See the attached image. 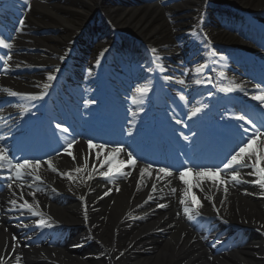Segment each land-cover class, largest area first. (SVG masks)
Returning <instances> with one entry per match:
<instances>
[{
    "label": "bare ground",
    "instance_id": "1",
    "mask_svg": "<svg viewBox=\"0 0 264 264\" xmlns=\"http://www.w3.org/2000/svg\"><path fill=\"white\" fill-rule=\"evenodd\" d=\"M6 1H8V4L4 10L7 11H12L14 9L21 11L26 3L30 5L29 10L25 12L23 30L13 33L14 42H11L13 44V48L11 49V60L8 61V69L16 73L27 74V78H17L12 74L6 75L5 77L1 76L0 85L5 86V89L0 90V99L11 91L21 94H39L44 92V83H50L47 81L48 74L54 72L56 69L60 71V69L65 66L70 50H72L73 53H78L76 58L82 54L88 57V72L78 80L82 86L88 85L91 91H96L98 89L97 77L102 73L101 62L106 54L108 59L111 55V57H116L112 62L121 61L120 63H122L125 73V79L120 82L126 87L124 89L125 91H122L121 85H119L118 90H116L121 104L124 108H127L130 113L148 106L147 103L148 100L150 101L151 95L148 96L147 100L146 95L144 96L139 93L137 89L147 86L150 88V91H152L153 77L151 76V70H149L150 67L148 64H142L143 68L141 71H134L132 69L133 67L130 65L131 63L124 60V51L130 48V45H123L125 42L122 34L129 33L135 37L137 42H140L143 48L147 46L152 49L161 41L163 43L167 42L166 44L168 48H170V55L166 65L163 67L165 71H159L157 76L158 79L155 80V83L158 85L157 89L161 91L162 88H168L179 104L193 98L195 99V103L193 105L190 103L189 108L185 109L187 111L186 114H180L175 110H168V117L166 118L169 120L174 117L175 119L181 120L185 118L188 119V114L193 106L206 105L203 111L205 112L208 100L202 103L201 98L194 97L199 90L203 95L210 97L212 94L215 95L217 91V88L213 85H228L229 80L237 84L245 85L247 88L250 84L248 79L239 74L236 65L230 63L226 57L223 61L217 62L214 68L211 66V62L214 59L213 53L216 39L218 38L217 30L211 24H202L201 15L204 11L199 12V10L206 8L209 2H213L220 6H232L243 10L249 8L254 11L264 10V0H188L186 3L176 5L175 8L171 10L164 9L157 4V2L153 3L149 1L139 4H128L126 0H122L121 3L114 0ZM1 8L2 6H0V9ZM187 9L188 13L197 16L195 22L186 20L182 24L176 22L173 24L166 16V12H181ZM95 16H102L108 21H111L118 29L116 37L107 39L102 43H93V45H89L84 39L85 33L82 30L87 21ZM207 20H210V16L207 17ZM9 23L10 20L8 22L7 18H5L2 22L3 28L6 29ZM26 23L27 25H25ZM198 29L200 31H198ZM42 31L49 32L45 34ZM82 34L83 36H81ZM205 35L208 38L207 40L204 39ZM6 51L7 50H5V52ZM61 57H63V59H61ZM70 57H72V55H70ZM194 58H196V60L191 63L190 61ZM197 69H199V71H197ZM104 71H106V69ZM58 72H55V75ZM67 72L70 73L69 68H67ZM220 72H224L228 75V78L226 80L217 81ZM74 73L79 74L77 72ZM65 75L64 73L57 84H62V78H64ZM165 76H170L172 79L166 81L164 79ZM140 79L142 80L138 82ZM197 79L204 81V83L197 85L195 83ZM181 80L184 81L183 84L179 83ZM208 80H211L212 83H207ZM129 87L130 90H128ZM214 88H216L215 91H213ZM210 93L211 95H209ZM231 94L242 95V99L251 101L250 96L245 95L244 92L236 91ZM180 95H183L185 100H180ZM83 101H85V99L81 100V98H79L76 107H83ZM13 112L14 109L4 111L2 116L11 118L15 115L12 114ZM2 122L5 123L3 132H7L8 124L6 120ZM258 146L259 142L254 144L253 148ZM72 151L76 156L75 161L65 153L59 158L62 172L66 173V171L74 170L76 167L82 166L84 159L87 158L88 167L82 171V173L86 175L84 178L85 183H90V179H87L89 174L93 177L95 176L96 182H99L102 177L100 172L106 171V166L100 168L99 164H97V170H93L92 164L94 163V159L89 157L87 144H77L72 148ZM126 151L132 152L130 149H126ZM94 153L95 150H93V157ZM118 159H126L125 153H121ZM140 167L143 166L138 164L135 169L125 167L122 171L124 173L130 172L128 180L113 184L112 186L103 187V189H98L100 190L98 192L97 189L88 188L84 185H80L78 189L69 187L61 182L66 179L67 176H61L58 173L57 175L44 176L47 180L50 179V181L56 183L59 187L65 185L66 190L69 191L70 194L72 193L76 198L82 196L91 200H96L100 196L105 194L108 195L106 199L96 206L93 212L87 210V212L93 214L92 224L90 223L91 227L87 233L90 236H94L95 240L97 239L99 242L92 243L91 245L93 248H96L94 252H90V254L93 255L91 259L85 258L86 253L79 254L74 258H65L62 254L55 253V250H48L45 248L40 252L33 251L31 254L22 252L25 259H29V255H32L34 258L33 261L38 264H41L44 259L54 260L59 264H110V262L102 260L103 252L100 250V246H109L115 241L118 251L125 249L126 244L131 243H134L135 246L138 247L139 243L142 241L153 239V236L143 237L149 233L155 226V223L160 220L162 226L173 224V228L176 232L170 233L168 239H163L154 245L158 247V250L155 251V255L135 256L129 253L130 255H125L119 264H174L173 261L174 258H176L175 248L179 247L177 250L179 253L181 251L180 246L187 245L189 237L185 229H177L178 222L173 221L171 217L173 213H160V217L152 220L149 224L146 223V226L137 228L135 225L128 229L121 227L117 235H114V229L125 214V211L129 208L131 195L135 194L136 188L139 189L132 201L131 208L139 202L141 198L140 194L143 196L153 183L159 185L162 181L169 179L157 180L155 178V173H153L152 177H148L146 174L144 179L141 180L139 174ZM71 176L75 177L73 173H71ZM26 181L27 178L25 177L24 182L26 183ZM17 183L20 182L18 181ZM181 185H183L182 182L180 183V186ZM201 188L202 194L205 196L210 193L211 188L213 190L212 194L217 197H223L230 191L228 188V191L225 192L224 188L209 183L201 185ZM32 192H35V198L31 195ZM245 192L247 194L255 193V191ZM18 195L10 194L6 206L9 207L10 212L16 214L14 219L15 222H24L23 226L30 224L27 229L28 233L34 232L36 230L35 222L39 219V216L33 215L27 210L21 212L19 209H14L9 203V200L18 198ZM24 198L33 204L35 210L45 208L42 212L49 211L54 219L61 221L65 226H83L84 220L79 213V211L82 210L80 203L67 204L65 206L53 205L48 203V199L46 198L45 200L42 197V193L37 189H28L24 191ZM225 200L227 204L224 205L223 212L229 213L230 216H234L235 221H240L242 225H247L246 222L248 225L251 223L255 224L264 216L263 203L258 202L252 196L244 195L242 191L235 192L233 190L232 193L225 196ZM44 229H48V226L44 227ZM6 238H8V235L4 233L3 229L0 230V252ZM79 238L80 237H78L77 240ZM30 241L31 239H27L25 243ZM7 245L8 250H14V246L11 243ZM255 246H259L257 251L262 252L261 244L245 246L234 252L235 254L231 257L229 264H236L234 261H237V263L241 261L245 264H261L260 261L253 257L256 251L254 250ZM43 250H47V252ZM189 252L185 253L184 256ZM66 253L69 255V252L66 251ZM15 258L17 259V253L15 254ZM20 263L29 264L31 262Z\"/></svg>",
    "mask_w": 264,
    "mask_h": 264
},
{
    "label": "snow or ice",
    "instance_id": "2",
    "mask_svg": "<svg viewBox=\"0 0 264 264\" xmlns=\"http://www.w3.org/2000/svg\"><path fill=\"white\" fill-rule=\"evenodd\" d=\"M23 30V20L18 21V26L15 28L16 32H21ZM11 38H4L0 36V48L7 50L3 56H0V61H3V69L7 71L8 61L11 60V49L13 48V44L10 41ZM207 40V36L204 37ZM210 43V41H209ZM153 53L157 50L155 48L151 49ZM215 55V53H213ZM63 59V57H61ZM158 60L159 57L157 56ZM224 59V57H221ZM161 71H165V69L160 66ZM151 70V69H149ZM59 69H56L54 72H50L47 76V81L52 82L57 77L55 72H58ZM199 71V69H197ZM221 78L225 77L224 72L219 73ZM164 79L166 81H170L172 77L165 76ZM180 84H183L184 81H179ZM197 85L204 83V81L197 79L195 81ZM207 83H212L211 80H208ZM50 83H45L43 88L47 90L50 88ZM217 88V91L224 94H231L236 91L244 92L245 95H249L252 101L257 102V107L261 110H264V88L261 85L257 84L255 86L258 91H254L253 93L247 92L241 84H237L234 82H229L228 85L219 84L213 85ZM137 91L143 95H147L150 91V88L147 86L140 87ZM13 97L22 96L24 99L29 101H38L44 98L46 92H41L39 94H21L17 92L9 93ZM211 95V93L209 94ZM180 100H185L183 95H180ZM96 101L94 99L85 100V107H89L95 104ZM206 108V105L193 106L190 113L188 114V119L191 120L194 117H198ZM23 111L27 113L29 111L28 108H24ZM143 109H139L138 111H132L130 114L133 118L130 121V125H133L135 118L142 112ZM229 119H234L240 121L237 128L240 132V140L237 143L236 147L228 153L224 159L216 165L207 166V165H196L191 162L186 161L184 166L181 169H173L171 166H159L155 167L153 164L149 163L143 167L139 168L140 179L143 180L145 175L148 177H152L153 173H155V178L157 180H164L165 178H171L178 173V178L185 186L183 197L180 200L181 204L186 205L184 207L185 213H191L193 211L196 212V215H199V207H202L201 201L198 199L196 194L193 192L194 188H200L201 185L205 183H209L217 186H224V191L227 192V184L229 180L234 183L241 182V169L251 168L252 170L247 173L248 176H255L256 179L251 181L252 183L259 184L261 188H264V121L257 122L253 120L246 112H242L240 114H232L228 117ZM174 122L177 125H181L182 127H188V125L181 119L173 118ZM55 128L58 129L62 133H69L70 129L67 126H64L63 123H56ZM134 128L132 126L129 127L127 131V135H133ZM180 138H182L186 142L190 141V136L184 134L183 132L179 133ZM196 133L192 132L191 136H195ZM4 137L0 136V140H3ZM78 141L73 139V141L66 146L63 147L62 151L67 156L71 157L73 161L76 160V156L74 155L72 148L75 143ZM259 142V146L253 148L254 144ZM88 149H89V157L94 159V163L92 164V168L94 171L97 170V164H99L100 168H104L106 166V171L100 172L105 178H112L115 175H127L128 173H124L122 170L125 167H130L135 169L137 167V157L134 156L132 152L126 151L124 146L117 145L115 147H110L107 143H95L90 138L86 141ZM93 150H95L93 157ZM107 150V151H106ZM121 153H125L126 159H118ZM57 155H60L58 152ZM44 163L47 164L48 168L55 173H58L61 176H67L69 180H72L71 171L68 173L60 172L54 165L52 158H47ZM42 167V161L38 158H20L13 155H10L9 148L0 144V171L6 170L8 175L0 177L9 181L7 184V188L13 192L14 195L19 193L18 198L9 200V203L13 206L14 209H19L21 212L27 210L31 212L33 215H37V211L33 208V204L29 202V200L24 198V188H31L36 182H43V178L38 175V170ZM88 167V159H84V163L82 166H78L74 169L75 172L81 173L83 170ZM190 174H194V181L190 182L187 177ZM29 177L30 180L25 183L24 178ZM91 174L88 175L87 179H91ZM20 182L18 188H14V185L17 182ZM170 182V181H169ZM152 192L157 191V185L155 183L151 186ZM176 189L173 188L172 192H175ZM31 195L35 198V192H32ZM153 197L151 194L149 195V199ZM83 199V198H82ZM22 201V202H21ZM190 201V203H189ZM147 202V201H146ZM223 203V201H222ZM158 207H165L164 204L157 205ZM218 211V210H217ZM38 226H47L46 221L41 219L38 221ZM19 259V257H17Z\"/></svg>",
    "mask_w": 264,
    "mask_h": 264
}]
</instances>
